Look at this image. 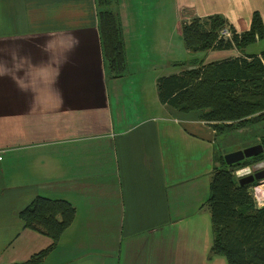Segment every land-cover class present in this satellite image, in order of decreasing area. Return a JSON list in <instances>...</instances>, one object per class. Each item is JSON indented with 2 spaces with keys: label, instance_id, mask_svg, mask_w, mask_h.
<instances>
[{
  "label": "crops",
  "instance_id": "crops-1",
  "mask_svg": "<svg viewBox=\"0 0 264 264\" xmlns=\"http://www.w3.org/2000/svg\"><path fill=\"white\" fill-rule=\"evenodd\" d=\"M115 9L128 62L118 78L107 72L95 0H0V264L52 244L20 217L37 197L76 208L45 264H228L211 255L217 131L162 103L157 82L160 66L178 74L189 61L261 56L264 39L189 51L182 22L187 10L221 15L242 33L256 12L264 22V0H117ZM143 67L154 95L142 77L140 103L154 110L132 120L122 93L134 98Z\"/></svg>",
  "mask_w": 264,
  "mask_h": 264
},
{
  "label": "trees",
  "instance_id": "trees-1",
  "mask_svg": "<svg viewBox=\"0 0 264 264\" xmlns=\"http://www.w3.org/2000/svg\"><path fill=\"white\" fill-rule=\"evenodd\" d=\"M95 3L107 72L118 78L126 73L128 62L121 15L115 9L117 0H95ZM226 27L232 30V37L221 35ZM182 37L185 47L192 52L244 50L264 39V22L256 12L251 28L238 33L221 15L195 17L183 20ZM157 87L162 103L183 113L200 111L201 118L213 123L219 136L227 127L245 125L249 117L264 111V52L261 56L229 58L161 76ZM232 121L242 122L224 124ZM215 160L218 165L213 169L207 201L214 232L211 255L225 257L228 264H264V207L255 206L251 184L241 185L234 175L244 163L228 165L225 155L218 154ZM20 217L26 228L49 236L52 244L25 262L11 264H45L75 220L76 208L64 200L37 197L21 211Z\"/></svg>",
  "mask_w": 264,
  "mask_h": 264
},
{
  "label": "rangeland",
  "instance_id": "rangeland-1",
  "mask_svg": "<svg viewBox=\"0 0 264 264\" xmlns=\"http://www.w3.org/2000/svg\"><path fill=\"white\" fill-rule=\"evenodd\" d=\"M169 4V0H167V5ZM183 16L190 17L191 20L195 18L196 16L191 12V10H187L186 12H183ZM165 26H169V23L167 22L165 18L164 22ZM164 25H161L164 29ZM6 31H12L10 28H6ZM178 37L176 36L175 40L177 42ZM180 44L182 43V39L180 41ZM207 63L205 60L200 61H193V62H187L185 65H183V70H190L194 67H201L206 66ZM146 68L143 67L141 70V77L133 80V83L135 84V93L134 98H132L129 94H127L125 91L122 93V98L124 99V103L127 104V114L129 118L134 120L137 116L144 117V113H150L152 110H154V106L149 103L148 108H144L145 104H141V95H140V81L143 76L147 75V70L145 72ZM177 69L173 67H164L162 68L160 66V74L161 76H166L171 73L176 72ZM164 73V74H162ZM149 79V78H148ZM143 85L146 87V98L148 100H151L154 95V91L151 89L150 84L148 80H145L143 77L142 80ZM132 99L133 101H137L136 105H130L128 103V100ZM122 106L124 107V104L122 103ZM198 114L201 116V112L196 110ZM194 112V111H193ZM191 112H187L189 114ZM250 120L246 122L245 125L239 126V127H227L224 129L225 131L223 133H219V136L217 137V144L215 145V153L219 155V157L224 156L226 153L233 152L240 149H245L249 146H253L255 144H263L262 141H264V111L259 112L257 114L252 115L249 117ZM242 121H232V122H224V124H240ZM256 157L247 158L244 161H242L244 164L248 163L250 161H254ZM243 165V164H242ZM241 165V166H242ZM240 167V166H239ZM254 200V199H253ZM199 256H197L198 258ZM223 257V256H222ZM201 261V260H199Z\"/></svg>",
  "mask_w": 264,
  "mask_h": 264
},
{
  "label": "built area",
  "instance_id": "built-area-1",
  "mask_svg": "<svg viewBox=\"0 0 264 264\" xmlns=\"http://www.w3.org/2000/svg\"><path fill=\"white\" fill-rule=\"evenodd\" d=\"M221 35L232 37L233 33L229 27L222 30ZM263 152L256 156L254 161L243 164L234 171V175L238 181L247 176L253 175L260 170H264V141H262ZM260 166L259 168H257ZM251 192L254 199V204L257 208L264 207V179L255 181L251 184Z\"/></svg>",
  "mask_w": 264,
  "mask_h": 264
},
{
  "label": "water",
  "instance_id": "water-1",
  "mask_svg": "<svg viewBox=\"0 0 264 264\" xmlns=\"http://www.w3.org/2000/svg\"><path fill=\"white\" fill-rule=\"evenodd\" d=\"M263 152V145L255 144L245 149L236 150L225 154V161L228 165H233L244 161L247 158H252L260 155ZM258 166L257 168H259ZM264 179V170H260L253 175L242 178L239 183L241 185H249L255 181Z\"/></svg>",
  "mask_w": 264,
  "mask_h": 264
}]
</instances>
